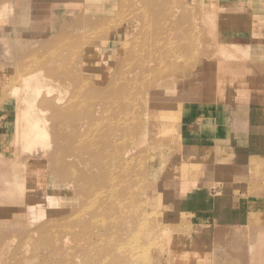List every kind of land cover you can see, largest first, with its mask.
I'll use <instances>...</instances> for the list:
<instances>
[{
    "label": "rangeland",
    "instance_id": "1",
    "mask_svg": "<svg viewBox=\"0 0 264 264\" xmlns=\"http://www.w3.org/2000/svg\"><path fill=\"white\" fill-rule=\"evenodd\" d=\"M37 1L7 0L5 7L0 0V264H94L103 256L106 264L108 257L126 256L110 241H127L132 235L141 238L145 262L127 257L115 264H181L188 244H201L193 250L202 255L196 256L201 264H263L256 253L264 251L255 241L259 233L264 236V56L250 55L237 63L245 70H232L219 55L224 39L264 48V0H71L75 5L69 7L65 0H48L46 6L51 1L52 9L45 15L46 27L39 32L17 30L18 6L45 2ZM211 10L238 13L244 19L238 29L218 25L212 41L208 23L203 26L201 19ZM197 17L199 26L193 24ZM161 56L167 63L159 65L156 59ZM228 58L236 61L234 55ZM134 69L137 74L123 83ZM27 75L50 95H39L34 108L28 104L34 93L26 96L20 87L14 91ZM83 83L88 96L75 107L69 102ZM7 89L28 100L17 103L12 91L6 95ZM56 97L60 103H41ZM120 106L125 113L118 111ZM18 109H29L39 121L43 116L40 124L47 120V140L43 136L44 141L34 145L5 144L19 131L14 121ZM122 116L125 120L119 124H125L114 129L110 123ZM86 118L93 120L88 138H80L74 153L68 135L73 123ZM58 125L65 134L54 133ZM100 130L106 147L109 140L108 151L85 155L83 145L103 143ZM132 140L137 146L128 155L130 164L120 166L117 157ZM76 157L87 160V175ZM182 183L186 187L179 190ZM128 195L134 196V203H126ZM80 211L83 216H78ZM100 216L105 226L89 225ZM153 224L155 235L134 233L139 225L146 229ZM221 225L225 229L216 238L213 228ZM104 231L105 246L96 238ZM54 233L60 240L48 246ZM84 233H90L91 244L82 240ZM93 247L99 248L98 254Z\"/></svg>",
    "mask_w": 264,
    "mask_h": 264
},
{
    "label": "bare ground",
    "instance_id": "2",
    "mask_svg": "<svg viewBox=\"0 0 264 264\" xmlns=\"http://www.w3.org/2000/svg\"><path fill=\"white\" fill-rule=\"evenodd\" d=\"M43 1H45V2H42V4L44 5H42V6H40V4H35V5H32V7H30V4H28V5H24L23 4V6H21L22 7V9H21V7L19 8V11L17 12V14H20V16H19V19H20V21L18 22V23H16V25L15 26H17V30L18 29H20V28H18V27H23V28H21L20 29V31H24V30H27V29H29L30 31H32V32H39L40 30H42L44 27H46V25H47V20H48V17H46L45 15L47 14V15H49L50 13H51V10L50 9H52V2L50 1V5L47 7L46 5V1H48V0H43ZM55 4H59V3H62V1L61 0H52ZM73 1H75V0H73ZM7 0H4V3H5V7L7 6ZM41 3V0L40 1H37L36 3ZM73 2L71 1V0H65V4H66V6H72L73 4L75 5V3H73ZM79 3V2H78ZM234 3V2H233ZM78 5V4H77ZM233 5H231L230 7H232ZM222 7V6H221ZM54 8V7H53ZM214 8V7H213ZM219 8V7H218ZM237 8V7H236ZM77 9H78V6H77ZM232 10V9H231ZM217 10H211L208 14H206L205 16L203 15L202 16V14H201V19H202V23H203V26H205L204 25V23H208V30H209V34H211V36L210 37H212V41L213 40H216V38H214L213 39V37L214 36H216V32H215V30H216V28L218 27V25L219 26H223L222 28H225V29H232V28H236V29H238V25H239V23H242L243 22V17H242V15L241 14H236V13H225V12H216ZM49 13V14H48ZM100 18H102V17H100ZM201 19L199 20V18L197 17V18H195L194 20H193V24L195 23V22H199V21H201ZM100 21V20H99ZM104 21V20H103ZM102 21V23H104ZM198 22H197V24H196V26H199L198 25ZM258 25V24H257ZM251 27H248V28H244V30H247L248 31V29H250ZM207 31V30H206ZM201 32V31H200ZM199 32V33H200ZM204 34V33H203ZM252 34V33H251ZM197 38V37H196ZM195 38V39H196ZM148 38H146L145 40H147ZM151 39V38H150ZM198 39H199V37H198ZM146 42H149V41H146ZM151 43H152V49H153V46H154V43H153V39H151V41H150ZM259 42V41H258ZM251 43V42H250ZM149 45V44H148ZM164 46H167L168 48H167V52H171V50H169L170 49V47L168 46V45H163V47ZM158 47V49H160L162 46H157ZM157 47H156V49H157ZM249 47V49L251 50V52L248 50V51H245V48H248ZM253 47V46H252ZM252 47H250L248 44H243V43H238V42H235V41H230V40H223V43H222V49H221V53H220V55H219V57H222V59H223V57H225V59L223 60V62L222 63H227V64H229L228 66H229V68L230 69H232V70H239V68H241V70H245V66H239V65H237V63H239V62H243V61H245V59H247L248 58V56L250 57V55H255L256 56V54H257V56H264V48H259V47H256V48H252ZM233 52V53H232ZM230 55H234V58L236 59V61L235 60H229V59H231V58H228V56H230ZM165 56V55H164ZM182 56V55H181ZM155 57H157L156 55H155ZM179 57H180V55H179ZM178 57V58H179ZM177 58V57H176ZM163 59V56H161V57H159L158 59H156L157 60V62L159 63V65L161 64V65H163L164 63H167V61H165V60H162ZM171 60V59H170ZM72 61V60H71ZM143 64V63H142ZM141 64V65H142ZM145 64V63H144ZM240 64V63H239ZM38 65H40V62L39 63H37V65L35 66L36 68L35 69H38ZM68 67V66H67ZM143 67H145V66H143ZM162 67V66H161ZM220 67V66H219ZM258 67V66H257ZM259 67H261V66H259ZM258 67V68H259ZM229 68H228V70H229ZM139 69H141L140 67H139ZM164 69V68H163ZM222 69H223V67H222ZM247 69H248V67H247ZM253 69V68H252ZM34 70V69H33ZM250 70H251V68H250ZM262 70H264V69H262ZM261 70V71H262ZM37 71V70H36ZM158 71V70H157ZM233 72V71H232ZM257 72V71H256ZM264 72V71H263ZM31 73H32V71H31ZM255 73V72H254ZM137 73L135 72V69H134V71L133 70H131L130 72H128L127 74H126V76H124V82L123 83H125L126 84V79L127 78H132V76H135ZM258 74H259V71H258ZM263 74V73H262ZM24 75V74H23ZM257 75V74H256ZM30 76V75H29ZM28 75L26 76V77H22L21 79H19L18 81L21 83V85L20 86H18V87H13V88H15V90L14 91H17V90H19V87L23 90V92H24V94L26 95V96H28L27 94L28 93H34V95H31L30 96V102L28 103V104H32V106L33 105H35L34 103H37V102H35L36 100L35 99H38V96L39 95H48V94H46V92H45V94H43L42 93V91H41V87H43L44 85L43 84H37V85H35V84H32L31 83V78L29 77ZM33 76H34V74H33ZM260 76V75H259ZM21 77V76H20ZM19 76H18V78H20ZM17 78V77H16ZM15 78V79H16ZM34 78V77H33ZM244 78V77H243ZM122 80V79H121ZM215 80V79H214ZM249 80V79H248ZM14 81V80H13ZM35 83V82H34ZM243 83V82H242ZM75 84H81L80 82H77V81H75ZM148 84V83H147ZM240 84V83H239ZM121 85V84H120ZM219 85V84H218ZM242 86H243V84H242ZM11 87V86H10ZM146 87H148V86H146ZM245 87V86H244ZM247 87V86H246ZM264 87V86H263ZM29 88H31V90L29 91L28 89ZM32 88H33V90L35 89V92H33V90H32ZM85 83H83V85L80 87V90L75 94V96L70 100V102H69V104H71V105H75V107H76V104L78 103V100L80 99V98H85V97H87L88 96V92L87 91H85ZM118 88V87H117ZM255 89V88H254ZM261 89V87L258 89V90H260ZM8 91H9V89H7ZM257 90V89H256ZM10 91H12L11 92V94L13 95H15L14 97H16L17 95L15 94L16 92H14L13 90H10ZM10 91L9 92H6V95H8L7 93H10ZM20 91V90H19ZM18 91V92H19ZM105 91V90H104ZM144 91V90H143ZM142 91V92H143ZM250 91V90H249ZM141 92V91H140ZM248 92V91H247ZM254 92V91H253ZM261 92V91H260ZM96 93V92H95ZM139 93V92H138ZM146 93V92H145ZM242 94H243V92H241ZM263 93V92H262ZM94 94V93H93ZM92 94V95H93ZM251 94V93H250ZM30 95V94H29ZM41 95V96H42ZM145 95H147V94H144V96ZM221 95V94H220ZM261 96H262V94H260ZM5 96V95H4ZM10 96V95H9ZM48 96H50V95H48ZM133 96V95H132ZM140 96V95H139ZM252 96V95H251ZM255 96V95H254ZM11 97V96H10ZM93 97H95V96H93ZM104 97H105V95H104ZM138 97V96H137ZM260 97V96H259ZM17 98V103L18 102H26L28 99H27V97H23V98H19V97H16ZM15 98V99H16ZM29 98V97H28ZM53 98V97H52ZM90 98V97H89ZM98 98V97H97ZM133 98V97H132ZM40 99V98H39ZM99 99H100V97H99ZM103 99V98H102ZM105 99V98H104ZM128 99V98H127ZM131 99V98H130ZM258 99V98H257ZM42 100V99H41ZM92 100V99H91ZM91 100H90V102H91ZM94 100V99H93ZM124 100V99H123ZM259 100V99H258ZM83 101V100H82ZM88 101V100H87ZM133 101H134V99H133ZM61 102V99L60 98H58V97H56V98H54L52 101H49V100H43L41 103L44 105V106H48V105H54L55 103H60ZM83 102H85V101H83ZM137 102V101H136ZM135 102V103H136ZM87 103H89V102H87ZM87 103L85 104V106L87 105ZM129 103V102H128ZM2 104V103H1ZM21 104V103H20ZM19 104V105H20ZM131 104V103H130ZM133 104V103H132ZM139 104L140 103H138V104H136L137 106H139ZM156 104V103H155ZM118 105H122L123 106V103H121V101L120 102H118ZM125 105H126V102H125ZM1 106V105H0ZM16 106H18V105H16ZM22 106V105H21ZM29 106V105H28ZM36 106V105H35ZM35 106H33V108L35 107ZM82 106H84L83 104H82ZM84 106V107H85ZM105 106V105H104ZM103 106V107H104ZM117 106V105H116ZM257 106H259V105H257ZM72 107V106H71ZM87 107V106H86ZM90 107H92V105H91V103H90V105H89V108ZM124 107H127V106H124ZM129 107H130V105H129ZM128 107V108H129ZM19 108V107H18ZM78 108V107H77ZM88 108V107H87ZM117 108V107H116ZM118 108H120L118 111H121L122 110V108H121V106L120 107H118ZM259 108V107H258ZM17 109V108H16ZM21 109H22V107H21ZM20 109V110H21ZM31 109V108H30ZM50 109V108H49ZM76 109V108H75ZM126 108H124V110H125ZM19 110V109H18ZM19 110V111H20ZM24 110V109H23ZM27 110H29V109H27ZM27 110L24 112V111H20V113H19V115H16V118H14V121H15V126L18 128V132L15 134V135H10L9 136V139H5L4 141H5V144H7L8 146H15V144H22V143H31L30 145H34V144H38V143H42L44 140H43V136L44 137H46V134L45 135H43V130L45 129V127H46V122H47V120H45L46 122H44V123H42V124H40V122H42V121H44V119L41 117V119H40V121H39V119L37 118V120L35 119V117L33 116V115H31L30 113H28L27 112ZM42 110H43V108H42ZM73 110V109H72ZM81 110H82V108H81ZM117 110V109H116ZM153 110H154V108H153ZM36 112H35V114L36 113H39L40 112V110H35ZM37 111H39V112H37ZM48 111V110H47ZM46 111V112H47ZM77 111V110H76ZM79 111V110H78ZM90 111V110H89ZM115 111V110H114ZM113 111V112H114ZM126 111V110H125ZM15 112H16V110H15ZM18 112V111H17ZM22 112V113H21ZM27 112V113H26ZM31 112V111H30ZM61 112H62V110H61ZM83 112V111H82ZM86 112H87V110H86ZM121 112H123V110L121 111ZM153 112V111H152ZM155 112V111H154ZM68 113V112H67ZM67 113H66V115H67ZM81 113V111H79V114ZM105 113V112H104ZM123 113H125V112H123ZM151 113V112H150ZM21 114H27V116L25 117H23V119H21V117L23 116V115H21ZM28 114H30V115H28ZM43 114V113H42ZM41 114V115H42ZM75 114V113H74ZM84 114H86V113H84ZM50 115V114H49ZM61 115H63V114H61ZM61 115L59 116V117H61ZM73 115V114H72ZM76 115V114H75ZM119 116H120V113L118 114ZM117 115V116H118ZM122 115V114H121ZM123 115H125V114H123ZM153 115V114H152ZM85 116V115H84ZM151 116V115H150ZM52 117V116H51ZM63 117V116H62ZM70 118H72V116L70 115L69 116ZM73 117H75V116H73ZM76 117H78L79 118V116H77L76 115ZM123 117H125V116H122V119H121V117H120V120H119V117H118V119H116L114 122H112V123H110L111 125H112V127L114 128V129H118V128H120L121 126H122V124H125V123H122V124H119V121H122L123 122V120H125V119H123ZM137 117H138V115H137ZM143 117V116H142ZM153 118V117H152ZM156 118V117H155ZM20 119L23 121V120H25L23 123H24V125L22 124V121H20ZM47 119V118H46ZM69 119V118H68ZM68 119H67V121H68ZM81 119V118H80ZM135 119V118H134ZM62 120H63V118H62ZM74 120L76 121L77 120V118H74ZM128 120V119H127ZM130 120V119H129ZM71 121L72 122H74L73 121V119H71ZM92 119L91 118H86L85 120H83V121H79V123H73V126H72V128H71V133L68 135V136H70L71 137V139H72V150H73V152L74 153H78V150L79 149H77L76 147H75V145L76 144H78V143H81V141H80V138L82 137V136H84L86 139L88 138V134H87V132H88V129H89V124L90 123H92ZM135 121H136V119H135ZM71 122V123H72ZM78 122V121H77ZM68 123V122H67ZM71 123H69V124H71ZM121 123V122H120ZM129 123V122H128ZM64 124H66V123H64ZM132 124V123H131ZM96 125H97V123H96ZM54 125H52V127H53ZM70 126V125H69ZM95 126V125H94ZM125 126H128V125H125ZM134 127H135V124L133 125ZM27 127V128H26ZM56 129L54 130V128L52 129V131L54 130V133H55V131H56V133L58 132V131H60L61 129H63V125H58V127H55ZM70 128V127H69ZM85 128H87V130H85L86 131V133H84V129ZM98 128V127H97ZM96 128V129H97ZM127 128V127H126ZM65 129V128H64ZM96 129H95V131H96ZM110 129V128H109ZM131 129H132V126H131ZM112 130V129H111ZM138 130V129H137ZM148 130V129H147ZM175 130V129H174ZM63 130H61V132H62ZM108 131V130H107ZM129 131V130H128ZM131 131V130H130ZM64 132V131H63ZM92 132H94V129H93V127H92V129H90V133L89 134H92ZM101 132V133H100ZM132 132V131H131ZM171 132V131H170ZM170 132H168V134H170ZM96 133V132H95ZM114 133V132H113ZM129 133V132H128ZM174 133H176V132H174ZM62 134H65V132L64 133H62ZM87 134V135H86ZM94 134V133H93ZM133 134V136L135 135V132L134 133H132ZM54 135V134H53ZM109 135H110V133H109ZM138 135V134H137ZM176 135V134H175ZM174 135V136H175ZM166 136V135H165ZM112 137V136H111ZM129 137H131V135H129L128 136V138ZM157 137H159V136H157ZM160 137H161V135H160ZM163 137V136H162ZM99 138L100 139H103L104 141H103V143H101V144H97V145H83V149H82V151H83V153H85V155L86 154H88V156H89V154H93V153H96V152H100L101 153V155L102 154H105L107 151H108V145H109V140H107V147L105 146V133L104 132H102V130H100L99 131ZM126 138V137H125ZM132 138V137H131ZM136 138V140H137V136L136 137H134V139ZM165 138H167V137H165ZM46 140H47V137L45 138ZM55 139H56V137H55ZM60 139V138H59ZM130 139V138H129ZM133 139V138H132ZM158 139V138H157ZM157 139H156V141H157ZM122 140H124V138L122 139ZM121 140V141H122ZM160 140V139H159ZM110 141H112V139L110 138ZM126 141V140H125ZM133 141H135V140H132V144H133ZM56 142V141H55ZM70 142V143H71ZM123 143H124V141H122ZM129 142V141H128ZM162 142H163V140H162ZM168 142V141H167ZM69 143V144H70ZM120 143V142H119ZM122 143V144H123ZM142 143V142H141ZM157 143V142H156ZM68 144V145H69ZM163 144V143H162ZM40 145V144H39ZM112 145V144H111ZM129 146H130V144H128ZM112 146H114V145H112ZM111 146V147H112ZM126 146V145H125ZM136 146H137V144H133V145H131L130 147H126V149H123V150H125L124 152H119L120 153V155L119 154H117V156L119 155V157H117L118 159H120L119 160V165L120 166H122V164L124 165V167H127L129 164H130V161L131 160H129L128 159V155H129V153H130V151L132 150L133 151V149L134 148H136ZM33 147V146H32ZM35 147V146H34ZM106 147V148H105ZM114 147H116V146H114ZM21 148H22V146H21ZM25 148V147H24ZM117 148V147H116ZM58 149V148H57ZM107 150V151H106ZM15 151V150H14ZM118 151H119V148H118ZM121 151V150H120ZM17 152V151H16ZM32 152V151H31ZM53 152V151H52ZM56 152H57V150H56ZM55 152V153H56ZM115 151H113V153H114ZM15 153V152H14ZM22 153V152H21ZM24 153V152H23ZM27 153H29V152H27ZM26 152H25V154H27ZM54 153V152H53ZM110 152H108V154H109ZM112 153V154H113ZM117 153V152H116ZM20 154V153H19ZM30 154V153H29ZM108 154H106V155H108ZM112 154H111V156H112ZM15 155H17V154H15ZM22 155V154H21ZM24 155V154H23ZM27 156H28V154H27ZM32 156V155H31ZM55 156V155H54ZM53 156V157H54ZM105 156V155H104ZM110 156V157H111ZM19 158H21V157H19ZM26 158V157H25ZM33 158V157H32ZM50 159L52 158L51 156L49 157ZM58 158V156L55 158V159H57ZM22 159H23V156H22ZM54 159V158H53ZM117 159V160H118ZM24 160V159H23ZM8 161V160H7ZM17 161V160H16ZM74 161L75 162H78V164H79V166H82L85 170H83V171H85V173L84 174H86V172L88 171L87 170V165H88V162H87V160H85V159H83V158H80V157H76V158H74ZM21 161H20V159H19V163H20ZM47 162H49V160L47 161ZM110 162V161H109ZM11 163V162H10ZM9 163V164H10ZM23 163L25 164V161H23ZM50 163H52V162H50ZM59 163V162H58ZM111 163H113V162H111ZM22 164V163H21ZM23 164V165H24ZM48 164V163H47ZM102 164H103V169H102V172H105V159H104V157L102 158ZM141 164H142V162H141ZM5 165V164H4ZM50 165V164H49ZM66 164H64V166H65ZM144 165V164H143ZM51 167H52V164L50 165ZM49 166V167H50ZM139 166V165H138ZM8 167V166H7ZM21 167H23V166H21ZM50 167V168H51ZM68 167V166H67ZM143 167V166H142ZM1 168H2V166H1ZM0 168V169H1ZM49 168V169H50ZM69 168H74V166H72V165H70L69 164ZM3 169H4V167H3ZM48 169V170H49ZM13 170V169H12ZM21 170V169H20ZM52 170V169H51ZM122 170V169H121ZM139 170H141L140 168H139ZM182 170V169H181ZM1 171V170H0ZM3 171V170H2ZM5 171H8V170H5ZM146 171V170H145ZM10 172V171H9ZM17 172V171H16ZM101 172V174H103ZM122 172H124V177L125 176H127V174H125L126 172H125V170H122ZM53 173H54V171H53ZM3 174V173H2ZM19 174V173H18ZM17 174V175H18ZM50 174H52V172L50 171ZM123 174V173H122ZM179 174H180V176L182 175V174H184L183 173V171L182 172H179ZM46 175V174H45ZM87 175V174H86ZM59 176V175H58ZM25 177V176H24ZM23 177V178H24ZM102 177V176H101ZM101 177H97V178H90V177H87V178H90V179H99V178H101ZM85 178V176H83V178H82V180ZM138 178V177H137ZM132 179V178H131ZM81 180H77V182H80ZM131 181V180H130ZM133 179H132V181H131V183H133ZM24 182V181H23ZM129 182V181H128ZM126 184V183H125ZM124 184V186L123 187H125L126 185ZM128 184H130V182L128 183ZM24 185V184H23ZM20 186H21V184H20ZM6 187V186H5ZM5 187H3V188H5ZM185 187H186V185L184 184V183H182V184H180V187H179V190H184L185 189ZM22 188V187H21ZM24 188V187H23ZM1 191V190H0ZM15 193V192H14ZM22 193V192H21ZM20 193V194H21ZM3 194V193H2ZM10 194V193H9ZM19 194V193H18ZM45 194V193H44ZM11 195H13V194H11ZM17 195V193L15 194V196ZM10 196V195H9ZM134 197V196H133ZM133 197L131 196V195H128V198H125V200H126V203H128V204H130L131 202L132 203H134L133 202ZM18 198H21L22 199V201L24 200V202H25V199H23V197L21 196V197H18ZM26 198V197H25ZM27 199V198H26ZM131 203V204H132ZM138 210V209H137ZM83 214H84V211H80L79 213H78V216H83ZM37 215H40V212H38L37 213ZM47 215H49V214H47ZM93 215L94 216H96V217H98V215H96V214H94L93 213ZM141 218V217H140ZM142 219V218H141ZM79 221V220H78ZM78 221L76 222L75 221V223H77L76 224V228H77V226H79V223H78ZM73 222V221H72ZM139 223V222H138ZM137 223V224H138ZM146 223V222H145ZM152 224V223H151ZM89 225H94V227L93 228H95V227H97L98 225H104L105 226V218H103L102 216H100L99 218H95L94 220H92L90 223H89ZM147 225V224H146ZM148 226H150V225H148ZM152 226H154V224L152 225ZM259 226V225H258ZM54 227V226H53ZM257 227V226H256ZM59 228V227H58ZM66 228H68L67 226H66ZM54 229V228H53ZM71 229H74V228H71ZM223 229H225V226H216V227H214L213 228V235L217 238V237H219V233H221L222 231H223ZM47 230V229H46ZM70 230V229H69ZM56 231H58V230H56ZM63 231H64V229H63ZM83 231H84V229L82 228V233H83ZM145 231H147V233H148V235L147 236H151V235H155L156 233H157V229L155 228V226L154 227H151V228H142V226L141 225H139V226H137L136 228H135V231H134V233H136L138 236H139V234H140V232H145ZM47 232V231H46ZM51 232H52V230H51ZM195 232V231H194ZM63 233V232H62ZM78 233H79V231H78ZM78 233H77V235L76 236H78ZM47 234H49V233H47ZM53 234V233H52ZM59 234H61V232L59 233ZM46 235V234H45ZM61 235H63V234H61ZM83 235V234H82ZM263 234L262 233H259L258 235H257V238H256V243H258V245H259V250L260 251H264V236H262ZM99 236V242H98V244H103L104 246H105V231H104V233L103 234H101V235H99V234H97L96 235V238ZM237 236H239V235H237ZM61 237V236H60ZM84 239H82L87 245L88 244H91L92 242H91V240L93 241V239L91 238L90 240H89V238H90V233L89 234H85L84 233V235L82 236ZM47 239V238H46ZM45 239V240H46ZM136 239L138 240V238L136 237V236H134V235H132L131 236V238L129 239V240H127V241H124V240H119V241H115L114 243H113V241H110L111 243H112V248L113 249H118L119 251H121L122 253H124L126 256H124V257H121L120 259H115L114 260V258H112V257H108L106 260H107V263L106 264H115V263H120V261H122V260H125L127 257L129 258H140L143 262H145V260H144V258L142 257L143 256V254L141 255V251L139 250V240L141 239H139L138 240V245L137 246H135V243H136ZM213 239V238H212ZM240 239V238H239ZM242 239H244V238H242ZM44 240V241H45ZM60 239L59 238H57V236L55 235V233H54V235H51V238H50V241H48L47 240V245L48 246H54L58 241H59ZM65 240V239H64ZM43 241V242H44ZM80 242V241H79ZM41 243V242H40ZM44 243H46V242H44ZM201 244H198V245H195V244H188L187 246H185V250L182 252V254H181V259H182V261L183 262H181V264H201L200 263V261H198V259H197V255H199V258H201L202 257V255L201 254H199V252H194L193 250L194 249H196V248H198L199 246H200ZM223 245V244H222ZM222 245H221V247H222ZM229 245H231V244H229ZM228 245V246H229ZM232 246V245H231ZM217 247V246H216ZM217 248H220V247H217ZM225 248V247H224ZM235 248V247H234ZM239 248V247H238ZM246 248V250H250L251 249V247L248 245L247 247H245ZM221 249H223V247L221 248ZM92 251H98L97 253H95V254H98L99 253V248H97V247H93L92 249H91ZM104 250H105V248H104ZM223 251H224V249H223ZM216 252V251H215ZM257 255V257H259V259H260V261L264 264V255L263 254H260V253H256ZM17 255H19V254H17ZM26 261V260H25ZM24 261V259H23V262H25ZM22 262V263H23ZM95 263L96 264H105V256H103L102 258H99V261H95ZM94 263V264H95Z\"/></svg>",
    "mask_w": 264,
    "mask_h": 264
},
{
    "label": "crops",
    "instance_id": "3",
    "mask_svg": "<svg viewBox=\"0 0 264 264\" xmlns=\"http://www.w3.org/2000/svg\"><path fill=\"white\" fill-rule=\"evenodd\" d=\"M25 1V0H24ZM29 1V0H28ZM19 5V4H18ZM19 8H20V6H18ZM21 9H22V7H21ZM255 46H257V44L255 45Z\"/></svg>",
    "mask_w": 264,
    "mask_h": 264
}]
</instances>
